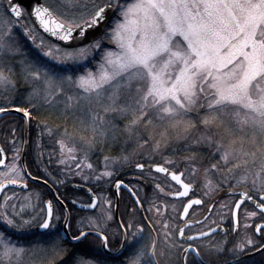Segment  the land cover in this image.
Segmentation results:
<instances>
[{"label":"snow or ice","instance_id":"snow-or-ice-1","mask_svg":"<svg viewBox=\"0 0 264 264\" xmlns=\"http://www.w3.org/2000/svg\"><path fill=\"white\" fill-rule=\"evenodd\" d=\"M67 5L60 14L64 18L60 19L44 4L37 3L25 9L19 0H0L5 13L0 15V53L4 54L0 55V88L14 90L12 77L17 75L14 70L17 65L20 69L18 74L26 83L41 85L40 88H34L25 101L29 104L28 108H15L29 122L33 119L32 113L39 112L45 106L33 102V98L42 93L45 103L51 96H66L64 110L58 114L67 113L81 124L84 120L80 117L89 112L93 105L102 108L103 116L97 113L92 117V139L85 141L81 138L85 145L83 156L79 162H76V155L71 156L75 162V175L81 176L83 169L93 168L91 163L86 162L88 152L98 138L109 133L115 137L122 131L129 139H144L142 147L154 139L152 135L144 137L143 133L148 129L158 131L165 141L173 132L176 139H183L198 125L205 128L215 125L222 128L227 136H234L237 131L250 126L264 137V85L261 83L264 82V0H88L90 6L79 5L78 0H67ZM77 8L81 10L77 11ZM110 16L114 17L111 24L108 23ZM28 17H34L45 33L63 42L65 47L45 45L43 41L36 44L34 29L27 23H20ZM18 26L23 28V35L32 41L35 48L41 50L43 61L30 58L22 52L18 43L12 41L11 33ZM100 28L105 30L97 35ZM105 40L114 47L104 48ZM45 47L46 51L43 50ZM101 49L103 55L95 72L84 68L88 58ZM8 53L13 55L8 56ZM49 61L54 64L50 66ZM81 69L84 74L76 75ZM48 106L51 107L50 104ZM201 111L205 112L202 117ZM6 112V108L0 107V113ZM193 112L196 117L189 118ZM106 116H112L113 119H106ZM116 118L128 120L123 130L117 127ZM201 139L206 140L209 147L212 146V137L202 136ZM58 143L63 153L65 143ZM160 147V141L157 140L153 150L159 151ZM14 151L16 154L12 157L11 165L0 158V166L7 169L0 173V190L6 184H23L26 187L25 177L32 175L26 164L17 163L22 149L16 147ZM75 151V148H68L69 153ZM217 154L227 166L233 151L217 142L212 158ZM3 155L4 149L0 148V157ZM109 159L105 157L106 162ZM123 159L127 160V157ZM166 163L171 165L175 162L167 160ZM136 168L143 172L145 165L137 163ZM153 169L170 176L172 181L180 185L182 190L174 192V198L189 196L190 185L184 183L183 173L177 174L160 165H149L148 170ZM210 170L220 172V163L212 164L205 172ZM195 171L192 169L193 174ZM112 175L113 172L105 170L96 179L99 181ZM221 175L223 179L220 186L231 182L229 175L222 172ZM44 183L47 184L48 179H44ZM59 183L64 181L60 180ZM256 184L257 179H253V185ZM121 187L127 185L118 180L117 190ZM205 187V195H209L216 186L209 182ZM155 189L164 192L159 183H156ZM255 190L261 193L258 199H254L249 189L237 192L232 188L227 193L240 197L234 201L235 207L231 209L233 233L237 231L238 211L245 202H251L258 210L248 212L247 218L259 215L264 220V179L260 180L259 188ZM13 199L5 197L0 204V222L5 228L17 230L20 235L0 229V264H13V261L15 264H109L110 253L124 255L129 249L132 251L126 264H154L156 237H153L151 250L137 245L143 239L145 229H156L160 222L145 224L144 220L148 217L137 220L143 204L139 198L135 202L137 207L128 213L129 218L120 222L117 231L111 233L112 241L120 238L119 249L110 247V238L105 234L107 229L101 227L97 220L88 218L87 222V227L94 230V234L93 231H85L84 218L76 219L59 197L58 208H54L51 200L43 201L39 191L26 197L19 208L17 204L11 203ZM98 199L92 196L89 207L94 208ZM71 203L75 206L77 201L74 199ZM201 204L200 199H190L184 205L182 216L188 214L193 205ZM29 208L33 213H36L37 208L40 211L30 215ZM146 211L151 212V208ZM25 216L29 218L24 219ZM112 219V215H108L104 223ZM33 227L41 230L39 239L31 242L33 246H16L21 243V237L28 235L25 230ZM185 227L179 229L177 236L174 228L164 224L165 237L173 241L171 247L182 248L185 257L189 253L199 257V246L194 247L195 242L219 231V228H210L208 232L201 231L198 235H185ZM244 227L247 229L249 225ZM255 233L258 239L248 237L233 251L239 255L246 248H256L258 244L257 250L264 251V222L255 225ZM176 240L180 243L176 244ZM96 241H99V246L94 259L85 260L77 255L81 247H93ZM185 244L187 247H183ZM37 251L44 253V258L39 262L30 259ZM186 264L193 262L187 261Z\"/></svg>","mask_w":264,"mask_h":264},{"label":"rangeland","instance_id":"rangeland-1","mask_svg":"<svg viewBox=\"0 0 264 264\" xmlns=\"http://www.w3.org/2000/svg\"><path fill=\"white\" fill-rule=\"evenodd\" d=\"M44 3L46 4L47 7L50 8V10L54 11L55 15H59L60 19H63L64 17L60 15L63 13L66 8H67V0H43ZM78 4L83 6V5H88V0H78ZM90 6V5H88ZM77 11L81 10L80 8L76 9ZM4 6H0V15H4ZM20 23H27L28 26L32 29H34V35L36 37V44L41 43V41L44 42L45 45H57L52 42H49L47 39H45L31 24L28 18H26L24 21H21ZM7 31V29H5ZM15 31H18L22 39L23 43L27 42L28 45L31 47V50L37 54L38 57L34 58H39L43 61L44 58H42V52L40 49L35 48L34 44L32 41H29L27 37L23 35V28H20L19 26L16 27ZM17 40L16 43H18L21 46L20 41ZM12 41H10L11 43ZM26 44V43H25ZM59 46V45H57ZM60 47V46H59ZM110 47H114V45H111ZM108 46V48H110ZM22 48V46H21ZM62 48V47H61ZM43 50H47V47H45ZM23 52V51H22ZM0 55H4L3 53H0ZM8 56H12L13 53H8ZM103 53L101 54V56ZM32 58V57H31ZM101 57L98 60V63L100 61ZM49 65L51 66L54 64V62L49 61ZM94 67L92 70L95 72L97 65ZM15 68H19V66H15ZM20 70V69H19ZM82 73H77L76 75H82ZM16 77V76H15ZM17 80V78H16ZM20 80H22V77L20 76ZM22 85V95L23 98L21 99L23 102L27 101L29 98V94L33 92L34 88H40V84H33V83H26L23 81ZM262 85H264V82H261ZM17 91V88L14 86V90L9 89L5 90L3 88H0V102H3L4 104L11 103L14 96L15 92ZM21 90H19L20 92ZM72 94V93H69ZM7 95V96H6ZM255 98V97H254ZM11 101V102H10ZM65 101H66V96L63 95H54L51 96L50 99L48 100L47 103H45L44 100V95L43 93L39 97H34L33 102L34 103H41L44 104L45 106L41 108V110L44 109L46 110L48 115L52 117V121L56 122L58 126H52V125H47L43 123L41 126L38 127L39 124L33 123V133L29 136V146H31V149L33 151V165L36 167H40V163H45L53 164L52 170L56 171L58 174L59 173H68L71 177L78 178V181L82 184H89L93 186V188L96 190L97 196H98V206L96 210L90 214L86 215L84 217L85 222H88V218L92 219H104L108 215H113L112 213V194H111V187L113 182L116 180V177L119 172L122 171V169L125 170L124 167L127 166V168H132L134 169V165L137 163H143L144 165L150 164V163H155L158 160H161V163H163L167 167H171V169L175 170L176 172L181 171L183 173V179L185 182L190 183L192 185H195L196 188L201 192V194L204 195V197L209 196L213 194L215 191L228 187V186H246L250 188L254 193H260L259 191L255 190L259 188V183L261 179H264V173H262V168H264V153H261L255 156L253 155L252 151L250 150L252 147V144H254L256 138L261 141V143H264V137H262L257 131L253 130L250 126L244 128L242 131V136L235 138L234 136H231L230 138L226 139L225 141H221V137L218 138L219 134H217V137H212L213 138V143L212 146L209 147L207 141L205 142H198L199 140H193V142H187L188 140H185L181 144H177L179 146V149L189 151L187 155H182L178 159L172 158L170 156V153H165L167 150L164 148H160L159 151H154V147L148 143L146 146L144 145V141L141 139L137 140L135 138L129 139L126 134H124L122 131L121 133L117 134L115 137L111 133L107 134L103 139H108L110 143L115 142L117 139L121 140V143L123 145H130L131 150H129L127 156H108L110 159L106 162L105 157H102V159L99 161L98 166L94 165L93 160L91 158L94 156V147L88 152V160L86 161L87 163H91L93 165L92 169H83L82 170V175L77 176L75 175V162L71 159L72 155L77 156V161L79 162L80 158L83 156V150L85 148L84 143L81 141V138L83 137L85 141L90 140L91 137L93 136V132L91 130V121L92 117L97 115L103 116V110L101 107L97 105H93L91 107V110L87 113H84L80 118L84 120V123L81 124L78 119L74 120L70 115L67 113L65 115H59V111H63L65 107ZM27 106L29 107V104L26 103ZM48 104L51 105V107L48 106ZM40 112V111H39ZM79 115V114H78ZM12 117H7L2 121L3 124L6 123L5 127H10V123L14 122L17 123L19 122L16 119H11ZM106 119H113L112 116H106ZM34 119V118H33ZM35 120V119H34ZM58 120V121H57ZM8 123V124H7ZM115 123L117 127L121 130H123L124 125L128 123V120L126 119H121V118H116ZM46 125V127H45ZM61 125V126H60ZM13 126V125H12ZM234 127H239L238 125H234ZM4 128V126H3ZM219 129V128H218ZM22 130H23V125L22 122H20L18 126V131H16V134L18 135L15 143H14V149L16 147H20L22 145ZM67 133L68 135H65ZM90 134V135H88ZM1 143L4 148L8 147V143L10 140L8 139V136H6L3 132H1ZM69 136L71 139H69ZM229 137V136H228ZM90 138V139H89ZM46 140L43 142V146H45V143L48 144V147H45V154H47V151L49 153H52L51 157H48L49 163H47V160L45 157H43L44 153L40 150V142L42 140ZM58 141H64L65 143V148L63 153L61 152L60 144ZM223 142V144L230 148L233 151V155L231 156L230 160L231 162L227 164L228 167H231L232 171L229 172L228 170L225 171L224 162L220 161L219 154L215 156V160L212 159L211 161L209 160H203L204 157L206 158H211L212 154L216 152V143ZM197 142L199 144H197ZM177 146V149H178ZM197 147L196 150L197 152H202V153H196L195 151L191 150V147ZM9 148V147H8ZM7 148V149H8ZM68 148H75L76 151L74 153H69ZM48 149V150H47ZM222 151V150H221ZM12 155L8 159L9 165L13 163L12 157L15 155V151H11ZM196 153V154H195ZM199 156V157H196ZM243 156L246 157V161L243 159ZM127 157V160H124L123 158ZM63 160L64 163L61 164L60 161ZM167 160H172L175 163L174 164H167ZM220 163L221 165V171L217 172L216 170H210L207 173L205 172V169H210V166L214 163ZM19 164V161H17ZM179 166V167H178ZM69 168L72 169V172L69 173ZM192 169H196L195 173H192ZM105 170L113 172V175L108 178L104 177L97 181L96 177L99 176L102 172ZM7 169L5 168L4 170H1L0 173L6 172ZM52 171V172H54ZM52 172L45 173V176L51 177L54 174ZM221 172L223 174L229 175L231 177V182L224 184L223 186H220V181L223 179V176L221 175ZM120 174V173H119ZM144 175L149 177L150 179L153 180H160L163 181L160 177H158L156 174L148 172L146 169L143 172ZM258 174H261L258 177ZM83 177H88L89 179L85 180ZM246 178V179H242ZM2 177H0V180ZM253 179H257V184L254 186L253 185ZM237 181H240L239 184H237ZM165 182V180H164ZM211 183L212 185L216 186L214 191L210 193L209 195H205V192L207 191V188L205 187L206 184ZM63 184V183H62ZM71 184V183H69ZM165 184L169 187L170 191H173L174 188L171 184H168V182ZM62 186L61 183H58L57 186ZM70 187V186H69ZM39 191L42 194V200H44L46 197V192L45 190L37 185H30L26 190H9L5 192L0 199V204H2L5 200V197H14L11 201L13 204H17V207L19 208L20 203L24 202L25 198L34 194L35 192ZM76 199H78V193L75 195ZM107 201H111V203H107ZM222 205H227L225 207H222ZM174 205L169 206V210L173 211ZM56 208V207H54ZM176 208V207H175ZM10 210V209H9ZM40 211L39 208H37L36 213H33L31 208L28 209V212L30 215H36ZM218 211H222L223 215H228L231 211V200L227 199L224 200L219 207ZM251 212V210L247 207H243L240 210V215L242 216V221L244 225L248 223L249 218H247V213ZM71 213L73 216L78 219V212L75 211L74 209L71 210ZM113 217V216H112ZM29 216H25L24 219H28ZM63 219L61 218L60 221ZM113 220V219H112ZM98 221V220H97ZM111 221V220H110ZM107 221V222H110ZM62 223V222H61ZM86 225V224H85ZM248 225V224H247ZM245 228V227H244ZM0 229H3L7 232L14 233L16 235H20V233L17 232L15 229H10V228H5L3 223L0 222ZM34 230V231H33ZM37 227H33L31 229L25 230L28 234L32 232H36ZM247 238V237H245ZM39 239V235L36 236V238H33L31 240H25L24 238L21 237V243L16 245V246H24V247H32V241ZM245 241V239H244ZM92 249V251H88V249ZM98 249L97 243L93 247L86 246L84 247V250L82 254H77L80 255L83 259L85 260H92L95 258V251ZM44 258V253L37 251L34 253L30 259L33 261L39 262ZM113 262V261H112ZM13 264H15V261H13ZM109 264H120V262L116 263H109Z\"/></svg>","mask_w":264,"mask_h":264},{"label":"flooded vegetation","instance_id":"flooded-vegetation-1","mask_svg":"<svg viewBox=\"0 0 264 264\" xmlns=\"http://www.w3.org/2000/svg\"><path fill=\"white\" fill-rule=\"evenodd\" d=\"M7 96V95H6ZM12 103L4 104L3 102H0V107L4 108H11V107H21V108H28L23 107L19 104L10 105ZM33 116V115H32ZM12 117L11 119H16L19 122L17 123H10V127H5L6 123L3 124L1 120ZM22 122V125L24 123V120L22 117L14 115V114H3L0 115V134L3 132L6 136H8V139L10 142L8 143V149L4 146H2L1 139H0V145L2 149H4L5 153V162L8 163V159L12 155L11 151L14 150V143L13 141L17 139L18 135L16 134V131H18V126ZM29 121H28V137H29ZM8 124V123H7ZM13 125V126H12ZM4 126V128H3ZM13 129H15V135L13 134ZM22 139H23V130H22ZM1 138V135H0ZM156 163H150L145 165V169L148 172L156 174L158 177H160L163 181L160 180H153L147 177L143 174L140 170L136 168V164L134 165V169L127 168L120 172V174L117 175L116 180L113 182L111 187V194H112V213H113V220L110 222L104 223V219L98 218V223L101 227H106L107 231L105 232L106 235L110 238V247L112 249H119L121 248L120 238L115 239L114 241L111 240V233L114 231H117L118 225L115 221L114 217V191L113 186L114 184L119 180L123 181L125 185H127L128 189H131V192L135 193V197L139 198L143 201L141 210L144 215V217H148L146 221L148 224L151 221H159L160 224L156 229H153V234L148 229H145L143 239L140 240L139 244L137 245H143L146 246L149 250H151L153 245V237H156V244H155V253L154 260L157 264H186L187 261L193 262V264H201L203 261L204 263H211V264H226L230 261L232 263L230 264H259L258 257L264 254V251H261L257 253L254 256L243 258L240 260H236L243 255L250 253L252 251H255L259 248V244L256 248L248 247L246 248L241 254H237L236 251H233L236 249L237 245L244 242L245 237H250L252 239H258L257 234L255 233V225L264 222L259 215L257 217L249 218L248 225L249 227L247 229L244 228V223L242 221V216L240 215V210L243 207L249 208L251 211H258L254 205H252L249 202H245V204L241 207V209L238 212V218H237V231L235 233L232 232V219H231V211L228 215H223L222 211H218L219 207L221 206L222 202L224 200L230 199L231 200V209L234 205V201L238 199V195L236 196H224L220 199H218L214 206L212 207L210 213L208 216L203 219L200 223L195 224H189L191 227H185V235H198L201 231L207 232L210 228H219V231H217L214 234L209 235L208 237L204 239H200L195 242L194 247L199 246L197 248V251L199 252V257L195 255V253H189L187 257L183 256L182 254V248L177 249L175 247H171L173 241L169 240L165 237V231L164 224L167 223L171 226V228H174L176 231V235L179 234V229L181 228V225L184 222H190L194 221L200 215L204 212L210 198L218 191H215L213 194L204 197L203 194L196 188L195 185H193V190L189 192V196L185 198L176 199L173 197V193L176 191H179V186L176 185L173 181H171L168 177L155 172L154 170L149 171V165H154ZM5 167L0 168L1 170H4ZM175 171V170H174ZM168 184H171L174 188L173 191L169 190V187L165 184V182ZM184 180V179H183ZM2 181V179L0 180ZM185 181V180H184ZM80 183V182H78ZM156 183H159L161 187L164 189V192H159L155 189ZM82 184V183H81ZM86 185V184H84ZM89 187L92 192L97 196L96 190L92 188L90 185H86ZM225 188V187H224ZM222 189V188H221ZM9 190H15L13 188H6L1 196L2 198L3 194ZM220 190V189H219ZM249 190H251L249 188ZM118 196H119V203H118V217L119 221H126L128 217V213L132 212L136 207V201L132 197L131 193L125 188L121 187L119 190H117ZM261 193H254L252 191V195L254 199H258L259 195ZM78 202L81 204H88L90 202V197L87 193L78 190ZM70 198L63 200L65 202L66 207L69 209L72 205L68 202ZM190 199H200L202 201L201 205H193L190 209L188 214L185 215V217L181 218V212L186 204ZM62 200V199H61ZM44 201V200H43ZM53 206H58V204L52 199ZM174 205L173 211L169 210V206ZM98 206V204H97ZM96 206V208H97ZM158 207V212H157ZM176 207V208H175ZM83 210L78 208V219L84 218L86 215L92 214L95 210ZM151 208V212L146 211L147 209ZM140 212L137 215V220H140L141 218ZM85 228L84 230H90L87 227V223L85 222ZM171 229H169L170 231ZM94 231V230H92ZM225 231L227 234H225ZM38 232V231H37ZM157 232L160 233L159 236H157ZM90 239H92V236H90ZM97 246H99V241H96ZM176 244H179L180 241L176 240ZM264 243V241H262ZM220 246L222 247V250L220 249ZM83 246L78 250V254H82L84 250ZM183 247H187V245H183ZM88 251H92V249L86 248ZM132 249H129L128 252H126L124 255H118V254H111V260L109 263L113 262H120V264H126V260L128 256L131 255ZM115 253V252H113ZM113 261V262H112Z\"/></svg>","mask_w":264,"mask_h":264},{"label":"trees","instance_id":"trees-1","mask_svg":"<svg viewBox=\"0 0 264 264\" xmlns=\"http://www.w3.org/2000/svg\"><path fill=\"white\" fill-rule=\"evenodd\" d=\"M114 18V17H113ZM29 19V18H28ZM30 21V20H29ZM112 22V21H111ZM111 24V23H110ZM11 36H12V41H17L19 39H22V36L21 34L18 32V31H13L11 33ZM20 43H21V50L27 54L30 58H34V57H38L37 54H35V52L33 50H31V47L28 45L27 42L23 43V40H19ZM108 46L110 47L111 45L108 44L107 40L104 41V48H108ZM103 53V49L101 50H97L92 56H90L88 58V61L84 64V68L86 69H90V70H93L94 67L96 66V64L98 63V60L99 58L101 57V54ZM15 72L17 73V75H14L12 77L13 81H14V86L17 88V91L15 92V96L12 100V104L10 105H15L16 104H19L23 107H27V104L25 102H23L21 99L23 98V95H22V85H23V77H22V80H20V75L18 74L19 73V68H14ZM84 72L83 69H81L80 71H78L77 73H82ZM76 73V74H77ZM16 76V77H15ZM17 78V80H16ZM19 90H21L19 92ZM33 115V118L35 119H31L30 123H29V136L33 133V123L35 124H39L40 127H42L41 125L43 123L47 124V125H52V126H58V124H56V122L52 121V117H50V115H48L47 111L44 109L43 110H40V112H33L32 113ZM205 115V112L204 111H201L200 112V116H204ZM196 117V113L193 112L192 114H190V117L189 118H195ZM58 121V120H57ZM61 126V125H60ZM143 131V129H141ZM219 134L218 138L221 139V141H225L226 139L230 138L231 136H227L224 134V131L222 128H217L215 125L211 126L210 128H205L203 125H198V127L193 130L190 134H188L185 138L183 139H176V134L173 132L171 134V136L167 139V141H165L160 135H159V132L158 131H155L153 129H148L147 132H144L143 135L145 138H147L149 135H152L154 136V139L150 140L149 143L155 147V143L157 140L160 141V144H161V147L160 148H164L165 150H167L165 153H170L172 156V158L174 159H178L180 158L182 155H187V153L189 151H185V150H182V149H179V144L183 143L185 140H188L187 142H193V140H196L198 139L199 143L200 141L202 142H205L206 140H202L201 137L204 136V137H217V134ZM90 135V134H88ZM22 136V135H21ZM242 136V131H237L236 134L234 135L235 138L237 137H240ZM93 137V136H92ZM91 137V139H92ZM90 139V138H89ZM142 141H144V139H141ZM46 140H42L40 142V150L44 153L43 157L46 158L47 160V163H49V159L48 157H51L52 156V153L49 151H47V154H45V147H48V144L45 143V146H43V142H45ZM223 144V142H221ZM197 142V144H199ZM22 143V142H21ZM178 144V145H177ZM177 146H178V149H177ZM94 156L91 158V160H93V163L94 165L98 166V163L99 161L102 159V157H108V156H120V155H123V156H127L128 155V152L129 150H131V146L130 145H123L121 143V140L117 139L115 142H112L110 143V141L108 139H103V138H98L95 143H94ZM252 148L250 149L252 151V153H255L256 155L260 154L261 153H264V143H261V141H259L257 138L254 142V144H252L251 146ZM131 148V149H130ZM197 147H194L192 146L191 147V150L195 151L196 153H202V152H197L196 150ZM48 150V149H47ZM195 153V154H196ZM196 157H199V156H196ZM200 158V157H199ZM213 158H206L204 157L203 160H209L211 161ZM243 159L246 161V157L243 156ZM215 160V158H214ZM25 163L26 165L28 166V171L31 172V174L35 177H38V178H41V179H48V183L52 186V188L55 190L56 194L58 195V197L62 200H66L68 198H71V199H76V194L78 193L77 190L71 188V184L69 183H72V182H80L78 181V178H74V177H71L68 173H57L56 171L52 170L53 168V164L50 163V164H45V163H40V166H41V169L40 167H36L33 165V151L31 149V146H29V137H28V146H27V151H26V156H25ZM155 163H161V160H158L156 161ZM218 163V162H217ZM163 164V163H162ZM179 167V166H178ZM125 169H127V166L124 167ZM171 168V167H169ZM231 169V167H225V171L226 170H229ZM124 169H122L123 171ZM54 171V172H52ZM48 172H52V174H54L53 176L51 177H47L45 176V173H48ZM120 173V172H119ZM118 173V174H119ZM67 174V175H65ZM60 180H63L64 183L61 184L62 186H57V184L59 183ZM30 185H37V186H40L38 184H34V183H29L28 187ZM86 185H89V184H86ZM70 186V187H69ZM90 186V185H89ZM42 187L45 192H46V197L50 196L49 195V192L48 190L43 187V186H40ZM93 188V186H92ZM78 200V199H76ZM56 208H58V206H55ZM74 208L73 207H69V211L73 210ZM75 211L78 212V209H74ZM62 221H60V224H61ZM73 223H75V221H73ZM34 231V230H33ZM39 235V232H32L30 234H28L26 237H22L24 238L25 240H31L33 238H36V236ZM78 254V252H77ZM111 260V257L109 259V261ZM258 260H259V264H264V254H262L261 256L258 257Z\"/></svg>","mask_w":264,"mask_h":264},{"label":"water","instance_id":"water-1","mask_svg":"<svg viewBox=\"0 0 264 264\" xmlns=\"http://www.w3.org/2000/svg\"><path fill=\"white\" fill-rule=\"evenodd\" d=\"M19 3L23 6V8H25V9H30V6H35L37 3H40V4H44V2H43V0H19ZM45 5V4H44ZM46 6V5H45ZM47 7V6H46ZM30 18V20H31V22L33 23V25H34V27L44 36V37H46L49 41H51V42H54V43H57V44H59L61 47H65L64 46V44H63V42H61V41H58V40H56L54 37H52L50 34H48V33H45L44 31H43V29L39 26V24H38V22H36V20H35V18L34 17H29ZM112 19V16H110L109 17V21H108V23L110 22V20ZM105 29L104 28H100V29H98L97 30V32H96V34L98 35L100 32H103ZM86 43H87V41H86ZM15 108L16 107H11V108H6L7 109V112L6 113H0V115H3V114H14V115H17V116H20V117H22L23 118V120H24V123H23V140H22V145H21V149H22V151H21V153H20V160H19V164H21V165H25L26 163H25V156H26V151H27V146H28V120L23 116V113L22 112H16L15 111ZM26 142V143H25ZM0 148H2L1 147V145H0ZM0 158H4L5 159V153H4V155H3V157H0ZM154 165H160V166H164L163 164H160V163H156V164H154ZM3 166H0V168H2ZM164 167H166V166H164ZM168 168V167H167ZM154 170V169H153ZM170 171H173V170H171V169H169ZM180 173H182L181 171H178L177 172V174H180ZM160 174H162V175H164V176H166V177H168L170 180H171V178H170V176H168V175H166V174H164V173H160ZM33 177L34 176H26L25 177V179L28 181V182H31V183H35V184H38V185H41V186H43V187H45L47 190H48V192L50 193V195H51V198H47V199H45L44 201H48V200H51L52 201V199L57 203V194H56V192H55V190L52 188V186L49 184V183H47V184H45L44 183V180L43 179H41V178H38V177H36V179H33ZM172 181V180H171ZM184 181V180H183ZM174 182V181H173ZM117 183V182H116ZM116 183L114 184V186H113V191H114V217H115V221H116V223H117V225L120 223V221H119V217H118V203H119V196H118V192H117V188H116ZM175 184H176V182H174ZM184 183H187V182H185L184 181ZM187 184H189L190 185V191H192L193 190V185L192 184H190V183H187ZM176 185H178V184H176ZM179 186V190H182V188L180 187V185H178ZM6 188H16V189H19V190H25L26 188H27V183H26V187L23 185V184H20V185H12V184H6V187L3 189V190H0V196H1V194H2V192L6 189ZM71 188H73V189H75V190H80V191H83V192H85V193H87L88 194V196L90 197V202L88 203V204H81V203H79L77 200V204L74 206L71 202H72V200H74V199H69L68 200V202L75 208V209H83V210H93V209H95V207L97 206H95L94 208L93 207H89V205H91V197L92 196H95L96 197V195L92 192V190L89 188V187H87L86 185H84V184H80V183H72L71 184ZM128 191H129V189L127 188V187H125ZM232 188H235L236 189V191L237 192H239V191H241V190H245V189H249L248 187H246V186H228V187H225V188H222V189H220V190H218L211 198H210V200H209V202H208V204H207V206H206V208H205V210H204V212L200 215V217H198L197 219H195L194 221H190V222H184L182 225H181V227H184L185 225H189V224H195V223H198V222H201L203 219H205L207 216H208V214L210 213V211H211V209H212V207H213V201H214V203L218 200V199H220V198H222V197H224V196H230V195H227V193L229 192V190L230 189H232ZM89 190H91V192L89 191ZM130 193H131V195H132V197L134 198V200L136 201V197H135V195H133V193L131 192V191H129ZM238 199H240V197H239V195H238ZM188 202H186V204H187ZM249 203H251V202H249ZM58 204V203H57ZM252 204V203H251ZM81 205H83L84 207H81ZM253 205V204H252ZM235 207V205H233V207L232 208H234ZM239 212V211H238ZM184 213V207H183V209H182V212H181V218L183 219L184 217H185V215H183L182 216V214ZM140 214H141V216L142 217H144V215H143V213H142V210L140 211ZM237 218H238V215H237ZM144 223L145 224H148V222L146 221V219L144 220ZM62 224H63V220H62ZM38 231H41L39 228H38ZM85 231H92V230H85ZM151 232H152V234H153V231L151 230ZM208 232V231H207ZM93 234H94V231H93ZM155 237V236H154ZM69 239H70V237H69ZM155 244H156V240H155ZM152 247H153V245H152ZM152 249V248H151ZM259 252H261V251H258V250H255V251H252V252H250V253H247V254H245V255H243L242 257H240V258H238V259H236V260H240V259H243V258H247V257H251V256H254V255H256L257 253H259ZM111 254H116V253H110V255ZM153 260H154V257H153ZM230 263H232V261H230V262H228V263H226V264H230ZM154 264H157L156 263V261L154 260ZM204 264H211V263H204Z\"/></svg>","mask_w":264,"mask_h":264}]
</instances>
